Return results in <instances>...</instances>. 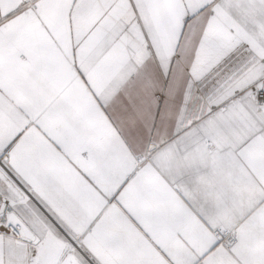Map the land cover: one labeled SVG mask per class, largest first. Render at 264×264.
Returning a JSON list of instances; mask_svg holds the SVG:
<instances>
[{
	"label": "snow or ice",
	"instance_id": "1",
	"mask_svg": "<svg viewBox=\"0 0 264 264\" xmlns=\"http://www.w3.org/2000/svg\"><path fill=\"white\" fill-rule=\"evenodd\" d=\"M0 264H264V0H0Z\"/></svg>",
	"mask_w": 264,
	"mask_h": 264
}]
</instances>
